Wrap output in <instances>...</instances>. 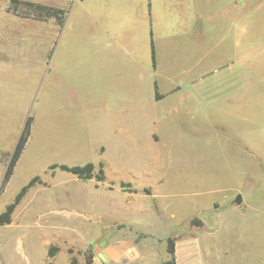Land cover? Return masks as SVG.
Listing matches in <instances>:
<instances>
[{"label":"rangeland","instance_id":"rangeland-1","mask_svg":"<svg viewBox=\"0 0 264 264\" xmlns=\"http://www.w3.org/2000/svg\"><path fill=\"white\" fill-rule=\"evenodd\" d=\"M35 177L0 264H264V0H0V213Z\"/></svg>","mask_w":264,"mask_h":264},{"label":"trees","instance_id":"trees-1","mask_svg":"<svg viewBox=\"0 0 264 264\" xmlns=\"http://www.w3.org/2000/svg\"><path fill=\"white\" fill-rule=\"evenodd\" d=\"M13 3H18L20 0H12ZM24 3L26 6V10H22L21 12L18 10V6L14 5L13 10L14 12H18L17 14L20 16H23L25 18H33L37 20H48L49 18H55L57 20V23L60 25L64 24L66 12L64 9L56 8L53 6H48L46 4L41 3H35V2H21ZM30 127H31V117H28L27 121L25 122V125L21 131V134L15 144L14 150L12 151L9 160L6 164V171L2 183V187L5 185V183L9 180L14 167L20 158L26 144L28 141V138L30 136ZM57 165L51 166V168H56ZM61 169L65 171H70L77 176H79L82 179H91L93 177H97L98 180H104L105 179V172L103 169V166L100 167L99 173H96L95 171V164L92 162H89L85 164L84 166H68V165H60ZM38 177L33 178L29 184L24 186L21 191L17 194L15 201L13 203H10L7 205L5 211L0 213V225L10 224L13 221V213L16 209V207L20 204L23 197L26 195L27 191L35 185L36 181L38 180ZM56 250V247L51 248L50 255L54 254V251ZM167 251L169 254L173 255L175 253V240L172 237H168L167 239ZM76 259H72V264L75 263ZM50 264H54L53 262H50ZM87 264H93V259L88 258ZM165 264H176L174 259L168 260L165 262Z\"/></svg>","mask_w":264,"mask_h":264},{"label":"water","instance_id":"water-1","mask_svg":"<svg viewBox=\"0 0 264 264\" xmlns=\"http://www.w3.org/2000/svg\"><path fill=\"white\" fill-rule=\"evenodd\" d=\"M235 202L238 204H241L243 202V198L241 195H238L237 198L235 199ZM204 222L199 218V217H194L190 221V227H204Z\"/></svg>","mask_w":264,"mask_h":264},{"label":"crops","instance_id":"crops-1","mask_svg":"<svg viewBox=\"0 0 264 264\" xmlns=\"http://www.w3.org/2000/svg\"><path fill=\"white\" fill-rule=\"evenodd\" d=\"M243 202H244V200H243ZM243 202H242V203H243ZM242 203H241V204H242ZM231 204H232L233 206H235V205H241V204L236 203L235 200H233V201L231 202Z\"/></svg>","mask_w":264,"mask_h":264}]
</instances>
